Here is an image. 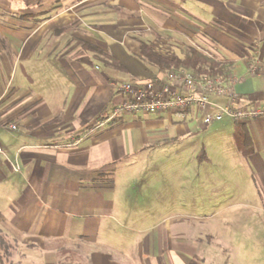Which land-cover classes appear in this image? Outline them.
Segmentation results:
<instances>
[{
    "label": "crops",
    "instance_id": "crops-1",
    "mask_svg": "<svg viewBox=\"0 0 264 264\" xmlns=\"http://www.w3.org/2000/svg\"><path fill=\"white\" fill-rule=\"evenodd\" d=\"M139 42L165 56L195 48L232 61L235 105L264 107V0H0V252L11 261L1 264H228L214 255L218 236L233 232L232 207L190 225L182 214L153 216L185 197L242 204L264 232L263 116L237 122L251 143L245 156L236 123L205 125L193 108L184 119L124 115L94 128L121 99L115 83L165 76ZM208 134L194 157L208 178L199 169L170 181L139 163ZM56 241L73 260L58 259Z\"/></svg>",
    "mask_w": 264,
    "mask_h": 264
},
{
    "label": "built area",
    "instance_id": "built-area-1",
    "mask_svg": "<svg viewBox=\"0 0 264 264\" xmlns=\"http://www.w3.org/2000/svg\"><path fill=\"white\" fill-rule=\"evenodd\" d=\"M235 81L229 75L198 76L184 68L145 84L119 81L114 84V89L121 99L103 117L93 122V126L101 128L124 115L175 113L184 119L185 112L190 108L201 113L205 125L223 120L237 124L264 117V107L235 105ZM212 98L223 99L225 103L218 105ZM9 128L16 129L14 125Z\"/></svg>",
    "mask_w": 264,
    "mask_h": 264
},
{
    "label": "rangeland",
    "instance_id": "rangeland-1",
    "mask_svg": "<svg viewBox=\"0 0 264 264\" xmlns=\"http://www.w3.org/2000/svg\"><path fill=\"white\" fill-rule=\"evenodd\" d=\"M210 134L204 138L193 135L190 138L179 139L172 144L166 143L165 145H162V147H158L153 154L146 158L145 161H140L139 163H142V165L147 164L163 168V170L166 171H163L162 173L166 174L170 181L175 178L177 180H183L184 182L192 181L193 178H195L194 174L198 173L199 169L202 171L200 178H208L210 176V166L206 165L203 160H195L194 157L200 150L202 146L201 144L203 143L202 141L211 145L210 143H212L214 137ZM219 160L220 159L218 158V162ZM177 166L179 171L175 170ZM217 168L219 169L218 163L216 169ZM223 173L225 172L216 170L217 178L220 180L224 178L225 176ZM138 189L139 187H137V190ZM209 196L210 195L202 197V199H204L202 202L194 201L193 197H185L184 203L169 202L167 204H162V209L156 208L152 211L153 216H159L161 214H182L185 216L183 221L190 225V223L195 221L193 219L194 216H209L216 210L227 209V211H229L231 209L230 207H232V211L234 212L233 220H231L233 232L232 234H228L227 237L218 236V245L215 247L217 250L214 255L215 260L221 263L227 262L228 264H264V232H262L261 228L257 227L255 224L257 223L256 215L253 219L251 216L252 212H250L249 209L247 210L246 208H243L242 204L216 202L214 197L212 198ZM147 205L148 204L145 203H139L135 205V209H138V213H142L143 211H146ZM157 205L160 206V204ZM246 212L248 214L247 217ZM145 221L152 222V220ZM153 221H155V219H153ZM220 221H222V219L216 220V222ZM229 223L230 221H228V224ZM223 237L226 238L224 239ZM223 248L226 250H223ZM0 254L2 255L0 257V264L7 260L10 261L9 258H6L3 252H0Z\"/></svg>",
    "mask_w": 264,
    "mask_h": 264
},
{
    "label": "trees",
    "instance_id": "trees-1",
    "mask_svg": "<svg viewBox=\"0 0 264 264\" xmlns=\"http://www.w3.org/2000/svg\"><path fill=\"white\" fill-rule=\"evenodd\" d=\"M139 47L141 53L140 56L142 57V59L147 61L153 67L157 68V70L162 74L184 68L195 73L198 76L222 77L229 73V69L231 67V64L233 63L229 60H220L209 57L205 53H202V51L195 48H186L181 57H171L169 55H161L160 53L155 51L149 43L146 42H139ZM235 126L237 128L236 144L238 146L239 152L243 156H245L251 151V143H249L250 139L243 126L239 124ZM63 243L65 242L56 241L53 242V245H50L49 247L54 249L57 248L56 256H58L59 260H73L72 255H74V253H71L72 255H68L70 252L63 247L64 245H61ZM3 252L6 253V251Z\"/></svg>",
    "mask_w": 264,
    "mask_h": 264
}]
</instances>
